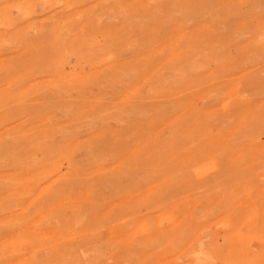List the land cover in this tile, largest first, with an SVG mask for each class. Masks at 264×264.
<instances>
[{"label": "rangeland", "instance_id": "obj_1", "mask_svg": "<svg viewBox=\"0 0 264 264\" xmlns=\"http://www.w3.org/2000/svg\"><path fill=\"white\" fill-rule=\"evenodd\" d=\"M0 264H264V0H0Z\"/></svg>", "mask_w": 264, "mask_h": 264}, {"label": "bare ground", "instance_id": "obj_2", "mask_svg": "<svg viewBox=\"0 0 264 264\" xmlns=\"http://www.w3.org/2000/svg\"><path fill=\"white\" fill-rule=\"evenodd\" d=\"M6 12V11H5ZM8 13H9V11H7ZM11 13V12H10ZM13 13V12H12ZM18 14V13H17ZM21 14V13H20ZM8 15V14H7ZM11 15V14H10ZM9 15V16H10ZM3 16H5V14L3 15ZM14 17H15V15H14ZM8 17H6V19H7ZM8 20H11V17H10V19H8ZM11 21H13V20H11ZM11 21H8V22H11ZM12 23V22H11ZM4 24H6V23H4ZM10 27V26H9ZM59 30V29H58ZM166 190V189H165Z\"/></svg>", "mask_w": 264, "mask_h": 264}]
</instances>
